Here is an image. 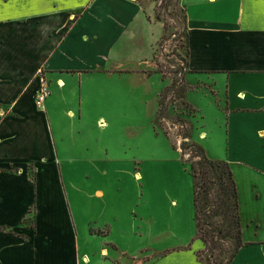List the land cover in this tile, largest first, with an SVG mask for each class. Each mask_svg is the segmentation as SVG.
Instances as JSON below:
<instances>
[{"label":"crops","instance_id":"0c3cea01","mask_svg":"<svg viewBox=\"0 0 264 264\" xmlns=\"http://www.w3.org/2000/svg\"><path fill=\"white\" fill-rule=\"evenodd\" d=\"M179 4L192 86L185 100L192 91L208 99L207 110L186 101L204 121L205 143L197 144L229 164L238 191L243 246L233 264H264V0ZM158 30L161 39L150 0H0V264H199L201 241L141 258L94 230L80 237L55 166L62 159L55 119L82 118L65 107L84 90L80 73L124 69L130 61L120 41L138 42L145 53L143 36ZM140 58L136 66L155 67ZM41 75L50 86L42 110L35 104ZM213 143L226 157L208 153Z\"/></svg>","mask_w":264,"mask_h":264},{"label":"rangeland","instance_id":"374dc122","mask_svg":"<svg viewBox=\"0 0 264 264\" xmlns=\"http://www.w3.org/2000/svg\"><path fill=\"white\" fill-rule=\"evenodd\" d=\"M150 1L163 25L162 38L159 30L153 39L146 31L145 53L142 44L138 48V42L129 45L123 38L118 45L123 48L117 50L126 53L130 63L114 73L83 70L84 90L65 106L75 107L81 120L71 122L59 114L55 119L62 126L59 132L54 124L62 157L55 166L62 194H67L75 213L77 233L83 238L88 229L94 230L99 238L108 236L117 250L128 255L140 252L141 258L154 252L172 253L178 247L192 250L200 243L193 220L190 166L197 171L195 148L205 143L199 141L204 121L186 101L203 110L208 104L196 91L185 100L192 86L183 8L178 0ZM139 57L155 67L136 66ZM160 100L161 108L157 107ZM205 124L208 132L214 128L210 120ZM218 149L213 143L207 151L213 157H226L224 149ZM220 244V250L213 252L216 261L229 264L227 244ZM197 261L214 264L210 252L200 254Z\"/></svg>","mask_w":264,"mask_h":264},{"label":"trees","instance_id":"16d2710c","mask_svg":"<svg viewBox=\"0 0 264 264\" xmlns=\"http://www.w3.org/2000/svg\"><path fill=\"white\" fill-rule=\"evenodd\" d=\"M158 105L161 108L163 102L160 100ZM183 138L188 137L185 135ZM183 145L185 144H181V149ZM195 149L199 158L197 171L193 165L190 166L193 217L197 239L203 244V249L197 252L196 256L199 258L200 254L210 252L213 263L219 264L213 252L220 250L222 241L223 245L227 244L225 249L229 250V264H233L234 258L243 246L236 183L226 161H211L206 157L202 147Z\"/></svg>","mask_w":264,"mask_h":264},{"label":"built area","instance_id":"2783aa9c","mask_svg":"<svg viewBox=\"0 0 264 264\" xmlns=\"http://www.w3.org/2000/svg\"><path fill=\"white\" fill-rule=\"evenodd\" d=\"M49 96V90H48V85L46 84L45 80L40 77V86L39 90L37 92V95L35 97L36 99V106L42 110L43 108V103Z\"/></svg>","mask_w":264,"mask_h":264}]
</instances>
